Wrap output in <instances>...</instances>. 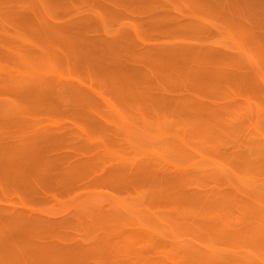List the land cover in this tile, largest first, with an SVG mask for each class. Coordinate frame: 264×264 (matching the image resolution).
<instances>
[{
    "label": "rangeland",
    "instance_id": "rangeland-1",
    "mask_svg": "<svg viewBox=\"0 0 264 264\" xmlns=\"http://www.w3.org/2000/svg\"><path fill=\"white\" fill-rule=\"evenodd\" d=\"M223 248L264 264V0H0V264Z\"/></svg>",
    "mask_w": 264,
    "mask_h": 264
},
{
    "label": "bare ground",
    "instance_id": "bare-ground-1",
    "mask_svg": "<svg viewBox=\"0 0 264 264\" xmlns=\"http://www.w3.org/2000/svg\"><path fill=\"white\" fill-rule=\"evenodd\" d=\"M250 223H251V222H250ZM252 223H254V222H252ZM252 223H251V224H252ZM251 224H250V225H251ZM255 224H256V225L252 224V228H253L254 226H255V227L258 226L257 223H255ZM257 229H258V227H257ZM257 229L255 230V228H254V230H253V229H252V230L255 231V232L257 231V232L259 233L258 230H259L260 228H259L258 230H257ZM260 231H261V229H260ZM255 232H252V233H255ZM257 232H256V233H257ZM262 232H263V231H262ZM262 232H261V233H262ZM254 235H255V234H253V237H254ZM259 235H260V234H259ZM259 235H257V238L259 237ZM255 236H256V235H255ZM260 237H261V236H260ZM246 238H247V237H246ZM249 239L251 240V238H249ZM259 239H261V238H259ZM252 240H253V239H252ZM223 249H224V250H222V251H223L224 253H226V256H225L224 254H223L222 256H225V257L228 256L229 258H230L231 255L234 256V253H235V255H237V253L239 252L238 250H237L238 252H236V250L234 251V250H228V249L226 250L225 248H223ZM260 249H261V248H260ZM262 249H263V248H262ZM229 251L231 252V254L229 253ZM233 251H234V252H233ZM252 251H254V249H251L250 252H249V251H247V252H249L250 254H252V257L254 256L255 259L260 260V259H261V256H260V258H258V257H259L258 255L260 254L259 251L256 250V251H254L253 253H252ZM232 252H233V253H232ZM257 252H258V253H257ZM249 253H248V254H249ZM263 253H264V249H263ZM263 253H262V254H263ZM191 254H192L193 257H194L193 259H195V258H197V259L200 258V254H196V252H195V253H191ZM250 254L247 255V256H248V257H247L248 260H249L250 258H252V257L250 256ZM254 254H257V255L255 256ZM201 255L204 257L202 262H205V264H208V263H207L208 261H207V262L205 261V260H207V259H211V262H212V258H209V257L207 258L206 256H204V254H201ZM263 255H264V254H263ZM263 255H262V256H263ZM202 256H201V257H202ZM233 256H231V258H232ZM205 257H206V258H205ZM256 257H257V258H256ZM229 258L226 259V261H224V260H220V259H225V258H221V257H220L219 260H220V262H221L222 264H223L224 262L230 261V262H227V264H229V263H232L231 261H233V258H232V260H229ZM235 258H237V257L234 256V260H236ZM204 259H205V260H204ZM240 259H241V258H240ZM247 259L245 258V259L243 260V262H244L245 260H247ZM262 259H263V258H262ZM201 260H202V259H201ZM198 261H200V260L198 259ZM222 261H223V262H222ZM261 261H262V260H261ZM211 262H209V263H211ZM235 262H236V261H233V263H235ZM241 262H242V261H241ZM247 262H248V261H247ZM199 263H200V262H199ZM233 263H232V264H233ZM237 263H238V261H237L235 264H237ZM245 263H246V262H245ZM245 263H243V264H245ZM200 264H201V263H200ZM202 264H204V263H202ZM224 264H225V263H224ZM240 264H241V263H240ZM247 264H248V263H247ZM251 264H252V263H251Z\"/></svg>",
    "mask_w": 264,
    "mask_h": 264
}]
</instances>
